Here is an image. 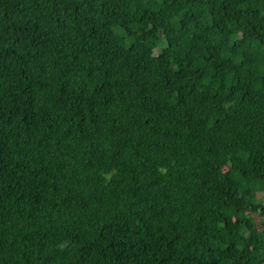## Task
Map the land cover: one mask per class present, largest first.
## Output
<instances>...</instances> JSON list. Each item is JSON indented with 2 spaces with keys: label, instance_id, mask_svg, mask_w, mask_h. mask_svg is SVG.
Instances as JSON below:
<instances>
[{
  "label": "trees",
  "instance_id": "obj_1",
  "mask_svg": "<svg viewBox=\"0 0 264 264\" xmlns=\"http://www.w3.org/2000/svg\"><path fill=\"white\" fill-rule=\"evenodd\" d=\"M0 264H264V0H0Z\"/></svg>",
  "mask_w": 264,
  "mask_h": 264
},
{
  "label": "rangeland",
  "instance_id": "obj_2",
  "mask_svg": "<svg viewBox=\"0 0 264 264\" xmlns=\"http://www.w3.org/2000/svg\"><path fill=\"white\" fill-rule=\"evenodd\" d=\"M256 219H257V217H256ZM257 222H258V219H257Z\"/></svg>",
  "mask_w": 264,
  "mask_h": 264
}]
</instances>
